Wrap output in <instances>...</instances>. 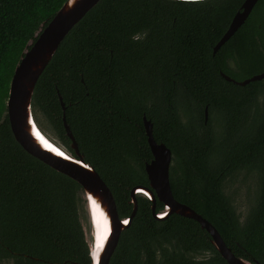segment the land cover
Returning <instances> with one entry per match:
<instances>
[{"label": "trees", "instance_id": "1", "mask_svg": "<svg viewBox=\"0 0 264 264\" xmlns=\"http://www.w3.org/2000/svg\"><path fill=\"white\" fill-rule=\"evenodd\" d=\"M244 1L101 0L59 46L31 108L40 130L45 121L76 156L66 114L121 219L133 212L132 189L150 188L146 117L171 150L175 199L208 220L236 257L264 264V79L238 84L264 73V0L214 54ZM66 2L0 0V261L13 264H92L83 188L21 147L7 106L28 43ZM243 171L256 185L245 217L227 193ZM137 201L110 264H229L199 222L156 220L151 200ZM164 208L157 200L156 213Z\"/></svg>", "mask_w": 264, "mask_h": 264}, {"label": "water", "instance_id": "2", "mask_svg": "<svg viewBox=\"0 0 264 264\" xmlns=\"http://www.w3.org/2000/svg\"><path fill=\"white\" fill-rule=\"evenodd\" d=\"M101 0H67L54 18L36 33V40H31L24 51L20 63L12 78L9 98L7 101L8 116L12 132L21 147L31 156L40 160L57 172L75 180L84 191L86 211L90 231L85 227L92 264H110L111 257L118 245L121 233L131 226L138 210L137 196H144L152 202V212L156 220L164 221L171 214H178L193 219L212 237V242L221 256L229 264H258L236 257L226 245L218 230L205 218L189 206L177 201L170 184L171 150L163 143H158L153 135V124L144 117V127L153 160L146 165L150 188L136 186L131 191V203L134 205L129 218L121 219L117 210L113 193L93 166L88 164L80 154L78 143L66 121H63L66 133L72 141L76 156L68 154L57 147L58 154L44 145L39 134L44 133L35 122L31 104L36 84L56 54L59 46L70 31L100 2ZM259 0H245L241 10L234 16L228 31L214 48L216 54L236 32L244 25ZM222 76L233 81L229 76ZM264 79V73L239 82L245 86L251 82ZM64 112L65 105L60 97ZM206 120L208 110L206 109ZM46 137V136H45ZM47 138V137H46ZM49 139V138H48ZM157 200L165 206L163 211L156 213Z\"/></svg>", "mask_w": 264, "mask_h": 264}, {"label": "rangeland", "instance_id": "3", "mask_svg": "<svg viewBox=\"0 0 264 264\" xmlns=\"http://www.w3.org/2000/svg\"><path fill=\"white\" fill-rule=\"evenodd\" d=\"M44 126L46 127V133L44 132L45 135L50 137V140L57 144L58 147L63 148L59 144L57 137L45 121ZM239 174L240 175L234 181L230 182L231 187L227 190V193L234 199L235 206L238 212L241 214L242 217H245L249 208L254 203V198L256 196V185L253 174H248L245 171ZM0 264H13V261H0Z\"/></svg>", "mask_w": 264, "mask_h": 264}, {"label": "bare ground", "instance_id": "4", "mask_svg": "<svg viewBox=\"0 0 264 264\" xmlns=\"http://www.w3.org/2000/svg\"><path fill=\"white\" fill-rule=\"evenodd\" d=\"M39 137L42 139L44 145L46 146V148H48L51 151H54L58 154H61V152H59L56 148L57 144H55L54 142H52L50 139L46 138L45 136H43L42 134H39ZM58 147V146H57Z\"/></svg>", "mask_w": 264, "mask_h": 264}, {"label": "clouds", "instance_id": "5", "mask_svg": "<svg viewBox=\"0 0 264 264\" xmlns=\"http://www.w3.org/2000/svg\"><path fill=\"white\" fill-rule=\"evenodd\" d=\"M192 1H195V0H192Z\"/></svg>", "mask_w": 264, "mask_h": 264}]
</instances>
